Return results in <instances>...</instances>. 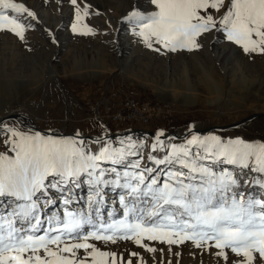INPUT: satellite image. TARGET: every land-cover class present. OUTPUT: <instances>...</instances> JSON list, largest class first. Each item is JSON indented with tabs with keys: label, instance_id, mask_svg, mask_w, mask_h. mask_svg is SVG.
Instances as JSON below:
<instances>
[{
	"label": "snow or ice",
	"instance_id": "1",
	"mask_svg": "<svg viewBox=\"0 0 264 264\" xmlns=\"http://www.w3.org/2000/svg\"><path fill=\"white\" fill-rule=\"evenodd\" d=\"M145 2L129 4L121 24L153 52H198L212 39L264 55V0ZM70 4L72 33L95 35L81 25L90 6ZM39 23L25 3L0 0V32L26 43ZM97 127L94 136L60 135L0 120V264H133L136 252L125 261L98 247L119 242L153 254V244L190 245L216 264H264V142L189 127L176 143L157 131L145 158L144 141Z\"/></svg>",
	"mask_w": 264,
	"mask_h": 264
},
{
	"label": "rangeland",
	"instance_id": "2",
	"mask_svg": "<svg viewBox=\"0 0 264 264\" xmlns=\"http://www.w3.org/2000/svg\"><path fill=\"white\" fill-rule=\"evenodd\" d=\"M19 2L36 12L40 24L27 32L26 43L0 32V120L7 125L29 129L20 117H8L19 114L39 129L60 135L79 129L94 136L100 130L97 122H103L110 134H117L128 125H138L114 121L110 106L115 103L118 109L125 98H134L173 109L172 116L143 124L144 130L180 135L189 127L205 130L257 113L259 116L237 127L198 133L264 142V55L249 57L235 46L212 39L198 52H153L131 35L129 26L121 24L129 4L136 0H78L81 6L84 2L90 6V14L81 21L96 33L89 36L72 33L75 10L70 0ZM139 3L146 6L145 0ZM45 28L55 34V44ZM121 45L125 51L117 50ZM128 136L145 142L146 158L152 139ZM174 140L180 143L183 139ZM153 246L158 249L154 254L131 242L98 244L125 261L130 258L128 253H138L133 264L140 257L146 264H216L214 256L201 254L190 245L173 246L171 252L167 245Z\"/></svg>",
	"mask_w": 264,
	"mask_h": 264
},
{
	"label": "built area",
	"instance_id": "3",
	"mask_svg": "<svg viewBox=\"0 0 264 264\" xmlns=\"http://www.w3.org/2000/svg\"><path fill=\"white\" fill-rule=\"evenodd\" d=\"M173 113L171 107H162L152 102L138 101L125 98L121 108L112 111L111 117L116 122L148 124L162 117H170Z\"/></svg>",
	"mask_w": 264,
	"mask_h": 264
},
{
	"label": "water",
	"instance_id": "4",
	"mask_svg": "<svg viewBox=\"0 0 264 264\" xmlns=\"http://www.w3.org/2000/svg\"><path fill=\"white\" fill-rule=\"evenodd\" d=\"M259 116V114L257 113H253V114H250L248 116H246L245 118L239 120V121H236L234 123H231V124H228V125H222V126H215V127H210L208 129H205V130H196L197 132H200V133H204V132H207L209 130H212V129H219V130H225V129H229V128H233V127H237L255 117ZM10 118H14V119H18V117H20L22 119V124L27 127V128H33V129H36V130H40L42 132H48L49 130H43V129H39L38 127H36L34 124H30V120L22 115H19V114H13V115H10L8 116ZM262 117H264V115H262ZM4 120V119H3ZM187 131L183 134H180L178 135L176 132L174 131H169L168 133H166L167 137H170V136H173L174 138H177L178 140H182L184 139L185 135H186ZM60 134V133H59ZM138 135V136H148L150 139H153L154 136H155V133L154 132H151V131H147V130H144V129H141V128H136V129H128V130H125L121 133H117V134H111L113 137H116V136H122V135Z\"/></svg>",
	"mask_w": 264,
	"mask_h": 264
},
{
	"label": "crops",
	"instance_id": "5",
	"mask_svg": "<svg viewBox=\"0 0 264 264\" xmlns=\"http://www.w3.org/2000/svg\"><path fill=\"white\" fill-rule=\"evenodd\" d=\"M117 107H118V105L117 104H115V103H113V105L112 106H110V111H113V110H115V109H117Z\"/></svg>",
	"mask_w": 264,
	"mask_h": 264
},
{
	"label": "bare ground",
	"instance_id": "6",
	"mask_svg": "<svg viewBox=\"0 0 264 264\" xmlns=\"http://www.w3.org/2000/svg\"><path fill=\"white\" fill-rule=\"evenodd\" d=\"M43 23V22H42ZM40 24V23H39ZM120 49V50H119ZM117 50H119V51H121V50H124L125 51V48H124V46H119V47H117Z\"/></svg>",
	"mask_w": 264,
	"mask_h": 264
}]
</instances>
